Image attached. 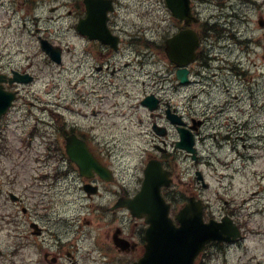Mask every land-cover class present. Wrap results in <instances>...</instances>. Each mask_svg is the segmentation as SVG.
I'll list each match as a JSON object with an SVG mask.
<instances>
[{
    "label": "flooded vegetation",
    "instance_id": "af4514ba",
    "mask_svg": "<svg viewBox=\"0 0 264 264\" xmlns=\"http://www.w3.org/2000/svg\"><path fill=\"white\" fill-rule=\"evenodd\" d=\"M107 1L98 3L99 7L109 8L105 24L101 9L88 15L85 0L0 1V72L31 79L3 85L17 91V102L23 101L38 114L30 116L34 120L27 127L31 143L21 152L22 160L36 163L34 180L23 184L20 200L14 203L20 207L21 216L12 215L7 221L8 225L16 226L14 230L7 228L14 233H10L14 243L10 244L13 250L4 263L133 264L139 261L146 250L149 224L145 217L134 216L121 204L141 192L150 163L163 168L161 191L166 202L168 199L183 207L194 196L204 202L205 216L211 214L221 219L227 215L242 230V238L246 236L241 210L228 194L231 189L228 170L235 159L221 163L227 172L217 171L220 184H213L207 173V167L217 161L214 162L213 152L233 141L231 129H221L229 120L222 124L216 120L231 101L225 97L210 102L211 84H204L209 80L204 72L214 67L213 61L203 60L201 47L197 60L188 65L170 60L167 6L163 61L139 57L141 52L149 55L156 41L147 35L148 28L131 22L132 9L139 10L137 3L110 0L107 4ZM9 2L15 16L8 26H3L4 18L10 15ZM63 17L69 18V33L73 38L68 43L66 30L60 32L54 27V21ZM81 19H85L84 27L89 33L83 34L78 27ZM41 37L64 44V62L56 64L45 56ZM12 39L19 44L14 51L10 44L1 43ZM5 49L8 53L4 54ZM184 66L188 69L185 83L177 74ZM60 75L69 81L72 104L81 102L86 109L79 107L70 113L61 104H55L52 98L60 101L65 93L60 91ZM228 91L225 87L224 93ZM151 95L157 97V104H145ZM17 102L13 108L21 107ZM42 104L53 106L42 107ZM179 128L192 132L194 153L177 147ZM72 135L84 144L85 174L67 151ZM134 154L138 159L130 174L123 169V161ZM241 164L245 172L244 166L250 164V158L242 159ZM104 167L113 170L112 181L102 177ZM38 172L43 177L36 180ZM167 172L172 178L168 186ZM210 190L213 200L222 202L221 216L209 212L213 207ZM76 199L81 201L78 209ZM212 245L227 248L233 244L214 242Z\"/></svg>",
    "mask_w": 264,
    "mask_h": 264
},
{
    "label": "rangeland",
    "instance_id": "374dc122",
    "mask_svg": "<svg viewBox=\"0 0 264 264\" xmlns=\"http://www.w3.org/2000/svg\"><path fill=\"white\" fill-rule=\"evenodd\" d=\"M122 1L125 4L131 2V0ZM135 2L139 10L132 9L134 14L130 15L131 22H136L139 27L153 26L149 34L153 33L155 39L159 40L165 28L166 12L163 1L135 0ZM193 5L197 13L201 15L203 23L208 22L210 26L216 25L218 29L216 32H210L212 37L204 43L206 53L216 58L217 66L223 67V71L216 69L219 73L216 76L219 87L212 85L211 101L206 97L204 99L210 102L223 99V85L226 83L230 90L229 97L233 93L241 95L240 99L230 98L233 105L220 112L216 120L218 124H222L225 119L229 120V125L222 129H232L236 150L239 149L243 153L240 158L235 159L234 164L228 170L231 186L228 194L234 199V205L241 210L240 217L244 218L248 229L244 244L232 247L226 255L210 254L204 257V263L264 264V28L259 24V19L264 18V0H193ZM54 22L60 32L66 29L65 39L71 41L73 38L69 33L68 21L56 20ZM178 27L180 28L179 22L172 18L167 8V32L172 33L176 28L178 30ZM72 42L75 44L74 41ZM74 44L69 46L73 49ZM18 45L17 41L9 46L14 51ZM7 50H4V54L8 53ZM66 61H68L67 57ZM233 67L246 71V77L240 80L234 72H231ZM208 73L213 75L212 72ZM64 85V76L60 75L61 93ZM64 92L60 101L56 99L57 102L55 98H52L55 104L64 105V110L70 113H73L71 110H77L79 107L85 108L81 102L72 104L73 101L69 97L71 91L65 89ZM14 132L11 130L9 135L10 145L18 155L20 142L13 134ZM243 144H246V147ZM238 154L237 151L232 153L224 150L218 155L227 161ZM248 156H251L250 164L244 166L245 172H243L241 160L242 158L247 159ZM134 158V160L124 161V167L135 165L138 159L137 154H134ZM11 165V160H7L4 156L0 157V251H3L0 256L6 254L10 240H14L7 228L14 230L16 226L8 225L4 216L13 210L18 218L21 216L17 211L18 208L7 196L6 190L12 187L11 189L19 194L23 189V184L31 180L26 158L23 159V164L16 169L19 175L17 178L9 176ZM223 168L221 163H217L215 168L207 167V173H210L213 184H220L221 178L217 171H222ZM7 180H11L13 186H9ZM211 191H209V196H211L212 203L214 195ZM245 198L249 199L244 202ZM221 204L222 202L213 206L217 214L220 213ZM86 247H89L87 243ZM0 264H3L2 259H0Z\"/></svg>",
    "mask_w": 264,
    "mask_h": 264
},
{
    "label": "water",
    "instance_id": "95a60500",
    "mask_svg": "<svg viewBox=\"0 0 264 264\" xmlns=\"http://www.w3.org/2000/svg\"><path fill=\"white\" fill-rule=\"evenodd\" d=\"M167 5L180 19H186L187 23L192 21L190 0H167ZM261 23L263 24V22ZM197 38V34L193 30H183L172 40V47H176L175 42H180L181 50L188 55L187 61H191L195 58V48L198 45ZM44 47L50 48L45 45ZM13 98L12 94L0 90V115L5 112ZM179 144L188 150L192 149V140L190 141L184 132H182V141ZM69 148L75 153L80 152L74 146H69ZM75 153H72V157L78 160L79 156ZM153 179L152 177L151 180L147 178L146 184H150ZM156 189V192L151 194L153 195L152 199L163 203L159 185ZM169 210L170 204L167 203V219L164 221L162 215H157L152 221L147 236L149 240L147 253L139 264H154L153 261H157L155 264H194L196 255L206 243L211 240H224L222 232L215 223L203 221L201 207H196L194 201L177 214L179 225L169 216ZM156 259H161L162 262Z\"/></svg>",
    "mask_w": 264,
    "mask_h": 264
}]
</instances>
